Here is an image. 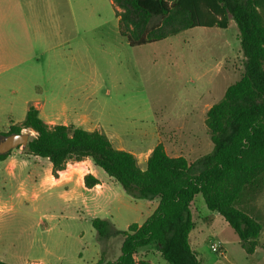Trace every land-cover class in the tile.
Segmentation results:
<instances>
[{
    "label": "rangeland",
    "instance_id": "obj_1",
    "mask_svg": "<svg viewBox=\"0 0 264 264\" xmlns=\"http://www.w3.org/2000/svg\"><path fill=\"white\" fill-rule=\"evenodd\" d=\"M8 7L0 0V134L21 124L33 106L50 127L109 136L113 147L131 153L140 169L158 143L170 157L188 162L212 151L206 107L218 102L243 72L232 20L224 30L193 28L131 47L119 35L118 11L110 0H73L70 9L61 4L44 12ZM259 12L264 22V0ZM34 136L30 131L29 140ZM45 161L17 148L1 162L0 209L11 210L0 214V261L98 264L101 258L117 259L122 236L99 239L90 221L108 219L114 230L125 231L145 220L143 200H132L114 182L113 188L105 186V195L87 194L83 208L51 200L60 191L42 186ZM95 170L101 181L107 177ZM78 195L73 189L72 196ZM237 207L262 227L252 255L225 221L206 209L202 196L194 197L190 247L200 264H264V184L256 192L246 190ZM216 242L223 257L210 249ZM139 259L167 264L153 246L138 251Z\"/></svg>",
    "mask_w": 264,
    "mask_h": 264
},
{
    "label": "trees",
    "instance_id": "obj_2",
    "mask_svg": "<svg viewBox=\"0 0 264 264\" xmlns=\"http://www.w3.org/2000/svg\"><path fill=\"white\" fill-rule=\"evenodd\" d=\"M118 11V32L131 47L163 41L193 28L224 30L232 20L238 30L243 56L239 80L228 86L222 98L206 112L205 127L212 151L193 162L170 157L158 143L140 169L135 157L113 147L98 131L64 125L48 126L33 106L23 122L2 135L32 131L23 151L50 164L51 176L70 162L89 160L113 179L132 200H157L155 210L141 224L114 230L107 219L90 221L99 239L122 236L120 255L98 264H150L136 260L138 251L153 246L167 264H199L189 244L195 228L190 206L202 196L206 209L220 216L232 229L247 255L256 249L262 227L237 207L246 191L264 184V22L261 0H110ZM231 15V19L228 16ZM152 20H157L150 25ZM11 151L0 155V162ZM84 187L99 184L90 173ZM0 264H7L0 261Z\"/></svg>",
    "mask_w": 264,
    "mask_h": 264
},
{
    "label": "crops",
    "instance_id": "obj_3",
    "mask_svg": "<svg viewBox=\"0 0 264 264\" xmlns=\"http://www.w3.org/2000/svg\"><path fill=\"white\" fill-rule=\"evenodd\" d=\"M1 2L3 4L8 3L9 4L8 8L10 10H18L22 7H25V8L27 7L28 11H31V12L54 11L56 9V6L61 5V4H63L68 9H70V7L73 4V0H1ZM8 8H5V9H8ZM210 107L211 106L206 107V109L208 110ZM82 129L90 131V132L93 131V130L85 129V128H82ZM105 136L107 137V135H105ZM107 138H109V136ZM119 150H123V149L120 148ZM32 157L35 159L41 160L37 157H34V156H32ZM2 163L0 162V172H4V170H3L4 169V167H3L4 163L3 164ZM46 164H47L46 171L44 172V174L41 175L42 186H48V187H51L52 189L59 190L60 194L58 196H52L51 200L61 201L63 203H66L67 206H73L74 204H76V205L79 204L80 208H83V204H87V199H86L87 194L96 192L97 196H99L100 194L105 195L106 194V190H104L105 186L108 185L109 187H112L113 186L112 182H114V184H116V182L113 179L109 178L108 176L104 177L102 180L103 182H102L95 173L96 167L93 166V164L89 160L74 163L73 165L68 163L66 165V169L62 172H59L58 178H54L51 176L50 164H48L47 162H46ZM91 165H92V168L89 167ZM29 170H27V171H29ZM83 170H85V171H83ZM12 172L13 171H11V173L10 172L8 173L9 176L8 175L7 176L9 178H12ZM88 173L92 174L99 182V184L96 185L95 187H93L92 189L85 188L84 184H83V177ZM73 189H76L79 193V195L77 196L76 199L72 196V190ZM35 200H37L36 197L33 198L31 202L32 203L37 202ZM143 202L144 203L141 207V210L143 212L142 215H144V216H142V220L143 219L146 220V218L148 216H150V214L155 210L158 201L152 200V201H143ZM150 205L153 206L151 212H149V210H148ZM96 207H101V205L97 203ZM10 210L11 209L3 211L0 209V214H3V213L8 212ZM135 224H137V223H135ZM141 224H137V225H141ZM193 230L191 232H193ZM191 232L189 233V244H190L191 234H193ZM193 238H195V237H193ZM79 256H81V253L79 254ZM25 264H27V263H25ZM30 264H46V263H44V262H35V263L30 262ZM85 264H87V263H85Z\"/></svg>",
    "mask_w": 264,
    "mask_h": 264
},
{
    "label": "water",
    "instance_id": "obj_4",
    "mask_svg": "<svg viewBox=\"0 0 264 264\" xmlns=\"http://www.w3.org/2000/svg\"><path fill=\"white\" fill-rule=\"evenodd\" d=\"M228 19H231V15ZM29 132L0 136V155H5L17 148L25 149L29 141Z\"/></svg>",
    "mask_w": 264,
    "mask_h": 264
},
{
    "label": "built area",
    "instance_id": "obj_5",
    "mask_svg": "<svg viewBox=\"0 0 264 264\" xmlns=\"http://www.w3.org/2000/svg\"><path fill=\"white\" fill-rule=\"evenodd\" d=\"M210 249L213 253L217 254L219 257H223L224 255V249L222 245L219 242L213 243L210 246Z\"/></svg>",
    "mask_w": 264,
    "mask_h": 264
}]
</instances>
